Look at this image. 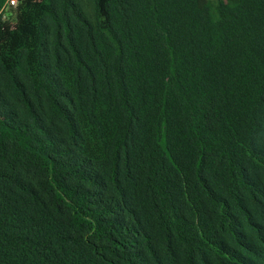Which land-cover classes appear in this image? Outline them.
<instances>
[{"label":"trees","instance_id":"trees-1","mask_svg":"<svg viewBox=\"0 0 264 264\" xmlns=\"http://www.w3.org/2000/svg\"><path fill=\"white\" fill-rule=\"evenodd\" d=\"M110 2L96 1L100 17ZM35 35L21 23L0 57V264H264V144L252 112L264 61L246 55L224 98L173 95L170 121L168 93L138 111L53 76ZM24 50L35 53L28 70ZM98 105L111 133L93 159L78 117L97 131Z\"/></svg>","mask_w":264,"mask_h":264},{"label":"rangeland","instance_id":"rangeland-1","mask_svg":"<svg viewBox=\"0 0 264 264\" xmlns=\"http://www.w3.org/2000/svg\"><path fill=\"white\" fill-rule=\"evenodd\" d=\"M1 1L0 57L9 32L27 22L39 33L31 44L37 61L50 66L53 76L70 83L77 79L85 94L92 83L104 103L115 102L116 96L131 99L138 111L149 95L168 93L170 121L181 101L191 104L201 91L228 96L246 55L264 61V0H111L105 19L97 0H71L90 31L74 20L64 0ZM34 58V52L21 53L27 70V60ZM173 95H181L179 104H172ZM262 102L252 108L258 144H264ZM98 106L97 131L78 117L84 154L93 159L101 156V144L111 133ZM141 108L145 118L146 108Z\"/></svg>","mask_w":264,"mask_h":264}]
</instances>
